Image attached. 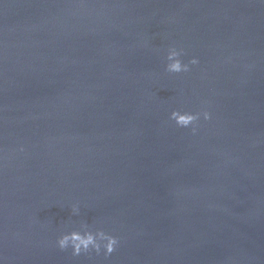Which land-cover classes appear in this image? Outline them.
<instances>
[{
    "label": "water",
    "instance_id": "obj_1",
    "mask_svg": "<svg viewBox=\"0 0 264 264\" xmlns=\"http://www.w3.org/2000/svg\"><path fill=\"white\" fill-rule=\"evenodd\" d=\"M81 222L117 250H59ZM0 258L264 264V0H0Z\"/></svg>",
    "mask_w": 264,
    "mask_h": 264
},
{
    "label": "clouds",
    "instance_id": "obj_2",
    "mask_svg": "<svg viewBox=\"0 0 264 264\" xmlns=\"http://www.w3.org/2000/svg\"><path fill=\"white\" fill-rule=\"evenodd\" d=\"M184 50L176 47H170L166 55V71L169 73H186L190 71L191 65L199 63L198 58L193 57L188 63H185L182 57ZM211 120L212 113L207 110L201 112H187L182 110H173L170 119L181 128H190L192 133L198 131V124L201 119ZM23 151V148L20 149ZM80 207L74 204L71 208V215L78 216ZM120 238L110 232L105 231L102 227H94L87 222H81L78 227L63 231L56 240V247L61 251H70L73 257L81 255L96 256L103 255L105 258L110 257L119 247ZM0 264H3L0 258Z\"/></svg>",
    "mask_w": 264,
    "mask_h": 264
}]
</instances>
